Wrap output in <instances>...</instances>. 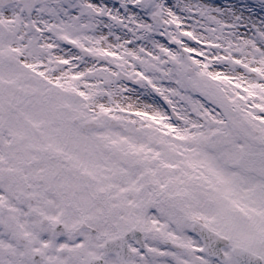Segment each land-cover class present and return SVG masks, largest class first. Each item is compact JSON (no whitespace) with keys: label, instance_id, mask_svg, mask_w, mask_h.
<instances>
[{"label":"snow or ice","instance_id":"snow-or-ice-1","mask_svg":"<svg viewBox=\"0 0 264 264\" xmlns=\"http://www.w3.org/2000/svg\"><path fill=\"white\" fill-rule=\"evenodd\" d=\"M0 264H264V0H0Z\"/></svg>","mask_w":264,"mask_h":264}]
</instances>
